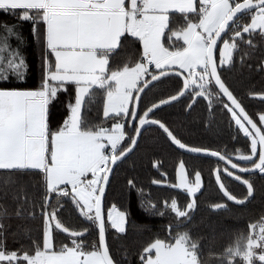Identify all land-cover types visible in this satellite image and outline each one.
Masks as SVG:
<instances>
[{
	"label": "snow or ice",
	"instance_id": "obj_1",
	"mask_svg": "<svg viewBox=\"0 0 264 264\" xmlns=\"http://www.w3.org/2000/svg\"><path fill=\"white\" fill-rule=\"evenodd\" d=\"M0 14L13 17L0 20V264H264V209L219 250L196 219L206 184L213 214L246 209L258 181L264 195V88L229 79L237 67L241 82L264 76V0H0ZM201 105L202 126L222 120L226 141L192 144L161 115ZM153 128L191 165L179 159L170 180L157 159L147 185L125 178L145 216L166 221L132 225L150 234L133 250L130 212L107 196Z\"/></svg>",
	"mask_w": 264,
	"mask_h": 264
},
{
	"label": "trees",
	"instance_id": "obj_2",
	"mask_svg": "<svg viewBox=\"0 0 264 264\" xmlns=\"http://www.w3.org/2000/svg\"><path fill=\"white\" fill-rule=\"evenodd\" d=\"M0 20L12 21L13 17L7 14H0ZM29 25L25 24L23 32L27 36L29 33ZM25 55L28 62L31 65L30 79L28 83L38 81L40 75L39 67V50L34 43L29 42L25 47ZM242 73L239 67L229 76V79L236 82V86L239 88L241 83L245 88L255 87L256 89L264 88V76L257 75L255 73L249 74L246 70L243 72V81L241 82ZM61 99H65L61 97ZM249 103V111H257L262 105L257 100H251ZM57 119L62 117L64 112V105L60 103L57 105ZM175 127L181 135L184 136L192 144H208L210 141H220L228 139V133L226 127L221 120V127L217 128L215 132H209L202 126V120L207 117L203 106H197L190 115L183 114L180 109L169 108L165 113H162ZM215 146V145H214ZM188 160L191 165V160L188 156H181L179 153L172 151L167 147L163 137L154 128L143 134V138L140 141V147L131 158L125 162L124 165L118 170L117 177L113 182L110 192L107 196V203H116L122 208H126L130 212V232L128 235V243L133 245V250L139 247L150 238L149 233H140L132 228V225L147 224L151 228L152 232L160 230L161 226L166 223L165 220L159 218L147 217L138 207V201L136 193L130 192L125 186L126 177H137L143 184L147 185L152 178H158V173L151 165L157 160L163 161L162 171H167L168 178L174 180L175 168L178 165L179 159ZM204 176L207 180V164L209 161L203 162ZM258 181V194L256 200H254L246 209H240L233 207L230 213L213 214L208 210V204L217 198L215 189L206 184V190L203 196H200V210L197 213V221L203 220L200 231L207 236L214 235V245L217 250L222 246H225L230 237V229H246V225L249 221L257 219L261 213V209H264V195L259 191ZM152 195L156 198H164L173 195L171 190L152 188ZM183 199V197H180ZM66 223L71 226H76L79 221L75 215L70 211L66 213ZM15 223V221L13 222ZM110 242H114L113 237L109 236ZM11 246V241L9 242ZM119 242H114L118 246ZM136 256H131V264H135Z\"/></svg>",
	"mask_w": 264,
	"mask_h": 264
},
{
	"label": "rangeland",
	"instance_id": "obj_3",
	"mask_svg": "<svg viewBox=\"0 0 264 264\" xmlns=\"http://www.w3.org/2000/svg\"><path fill=\"white\" fill-rule=\"evenodd\" d=\"M57 113H58V111H57ZM178 166V165H177Z\"/></svg>",
	"mask_w": 264,
	"mask_h": 264
}]
</instances>
